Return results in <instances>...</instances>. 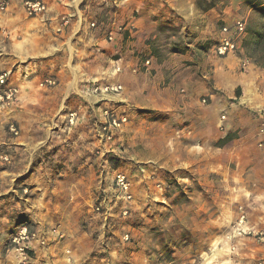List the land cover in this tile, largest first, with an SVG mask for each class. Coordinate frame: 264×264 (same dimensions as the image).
I'll return each mask as SVG.
<instances>
[{
	"label": "rangeland",
	"instance_id": "1",
	"mask_svg": "<svg viewBox=\"0 0 264 264\" xmlns=\"http://www.w3.org/2000/svg\"><path fill=\"white\" fill-rule=\"evenodd\" d=\"M182 5L188 6V14L169 18L162 29V35L174 37L173 40L166 41L164 36H159L162 39L153 43L152 53L141 62L153 57L162 62L170 57L172 62H178L181 69H185L187 75L199 78L194 89L190 84L171 87L175 97H186L191 103L189 108L183 109L175 98L172 105L164 103L167 98L164 95H158L159 103L154 108H126L122 114L126 122L115 131L113 140L106 146L99 140L101 124L98 119L71 126L60 122L40 127V133L47 129L46 136L50 138L35 150L28 174L18 178L26 182L17 187L16 192L11 187L15 175L8 171L28 161L14 164L17 158L11 161L10 157L5 161L3 157L22 146L27 132L16 122L19 136L14 137L8 130L7 121L3 122L0 129V264H65L68 257L71 264H134L139 256L143 262L154 259L153 252L161 255L156 259L162 263L174 261L180 258V248L196 241L189 232L188 223L181 219L184 212L199 209L191 198L198 187L202 188L204 183L219 186L217 195L207 193L209 195L202 199L210 202L206 207L209 211L219 206L221 210L217 209L215 218L231 216L222 208L226 203H236L233 199L237 195L232 193V187L240 172L245 169L251 172L254 168L252 153L259 158L254 161L262 166V173L257 179L252 176L248 186L251 192L256 190L259 182L264 187V68L255 65L251 45H244V41L250 43L264 28V0H182ZM202 15L205 16L203 20ZM238 20L245 22L246 31L235 54L257 70L253 77L257 79L260 91L254 88V93L247 95L259 106L248 108L239 104L232 106L229 113L219 111L226 98L210 89L213 79L209 67L197 70L196 62L198 58L212 54L208 51L213 50L222 38V27L231 28ZM123 33L130 35L126 30ZM140 66H135L139 67V72L143 70ZM97 70L99 67L94 64V76L98 75ZM100 80L98 77L96 81ZM250 86L256 85L250 82ZM240 96L244 99L241 90ZM110 111L116 114L114 109ZM10 116L2 115L0 119ZM228 121H232L231 132L225 126ZM29 135L39 138L35 132ZM169 135L176 141L174 144L195 152L197 159L202 153L199 145L205 150V156L219 158L213 163L203 162L198 168H165L161 165L162 160L150 158V152L164 150V139ZM195 137L199 140H194ZM225 156L229 158L226 160ZM218 171L221 174L216 175ZM116 173L126 176L131 199L123 198L116 186ZM18 180L15 183L20 182ZM251 195L254 200L245 206L239 203L231 207L236 218L226 230L242 245L236 253L239 256L229 257L223 247L227 245L223 243L214 242L208 246L211 240L207 236L214 233L205 230L207 244L204 250L207 252L200 256L201 264H264V196L259 201L255 199L256 195ZM115 202L120 216H107L106 204L114 205ZM96 207L100 208L99 212ZM124 209L127 210L125 215L122 214ZM242 216L245 223L239 224ZM194 217L189 223L195 227ZM24 228L28 240L21 239ZM221 230L223 236L219 242H223L227 233L225 228ZM166 235V250L152 246L156 236L157 245H161Z\"/></svg>",
	"mask_w": 264,
	"mask_h": 264
},
{
	"label": "crops",
	"instance_id": "2",
	"mask_svg": "<svg viewBox=\"0 0 264 264\" xmlns=\"http://www.w3.org/2000/svg\"><path fill=\"white\" fill-rule=\"evenodd\" d=\"M96 2L98 4L94 0H51L47 10L35 18L26 16L18 1H14L6 12H0V73L9 72L10 81L20 89L18 111L10 117L27 132L25 139L22 140V146L15 147V153L10 152L11 161L17 158L14 164L23 160L28 161L25 165L22 162L21 165L13 166L8 171L9 174L15 175L11 185L14 192L21 184H25L26 180L24 182V179L18 180V178L28 174L29 163L32 161L35 150L44 146L50 138L46 136L47 129L40 133V127L60 122L68 125L71 113L76 116L73 125L92 119H98L99 124L102 125L108 120L103 113L105 110L114 109L116 114L111 112L119 117L123 116L126 108L136 106L154 108L159 103L158 95L167 97L164 103L170 105L173 104L172 99L175 98L182 104L183 109L189 108L191 104L185 96L175 97V91L171 90V87L181 84L189 86L190 84L194 89L199 78L187 75L184 72L185 69H181L182 66L178 62H172L170 57L162 62L153 57L151 65L147 68L143 67L141 62L143 57L152 53L153 43L157 44L162 39L159 36H164L162 29L168 23V19L176 15L188 14V6H183L182 0H103L102 2L96 0ZM200 18L203 20L205 16L202 15ZM64 20L68 22L63 23ZM91 24H94V27H91ZM119 26L125 27L130 35L123 32L118 33ZM111 32L114 36L113 41L108 40ZM220 35L223 36L222 32ZM173 38L164 36L166 41L173 40ZM208 53L206 58L197 59L196 69L209 67V72L212 73L210 78L213 79L210 89L225 95L226 103L219 108V111L226 110L230 113L232 112L231 107L239 104H245L248 108L259 106L252 96L247 95L250 92L253 94L254 88L260 91L257 79L253 77L257 71L255 67L247 63L243 70L240 65L242 59L236 54L219 57L212 49ZM94 64L99 67L97 74L100 76H94ZM139 65L143 70L133 73L132 68ZM118 68L119 72H117ZM98 77L101 78L100 81H96ZM49 78L55 80L53 86L45 84V80ZM166 81H169L168 84H165ZM250 82L255 83L256 86H250ZM117 84L121 86L118 93L94 92L96 88ZM234 89L241 90L244 99L241 96H234ZM88 111H90L89 114ZM84 114L85 117L82 116ZM10 117L5 118L6 120L0 119V129L3 122H8ZM196 121L199 125V120ZM231 122L225 123L229 132L233 130ZM34 132L39 138L29 135ZM166 137L164 150H152L150 158L154 161L162 160L161 165L170 170H183L182 168L185 167L198 168L203 162L213 163L219 158L215 155L205 156V150L198 144L202 153L197 159L195 152H190L186 146L174 144L176 141L171 139L172 135ZM194 140L198 141L199 138L195 137ZM158 141L161 142V140ZM107 143L104 145L106 146ZM253 154L250 156L254 168H251V172H247L246 169L240 172L238 179H235V187H232V193L237 195L233 199L236 201L235 204L240 203L245 206L253 199L251 193L253 196L256 195V200H263L262 183L259 182L253 192L249 187L251 177L257 179L262 173V166H258L257 161H254L255 158L257 160L259 158ZM225 158L227 160L229 156ZM219 174L221 171L216 173V175ZM17 180L21 183H15ZM208 190L210 192H207ZM219 190V186L212 185L211 187L204 183L202 188L198 187L196 194L191 197L196 202L195 206L200 207L195 211L184 212L181 220L188 223L189 232L194 235L196 241L179 249V262L176 259L174 261L164 260L162 263L156 259V256L161 255L153 252L154 259L147 262L144 259L143 262L139 256L138 262L134 264H173L175 262L177 264H201L200 256L207 252L204 250L207 244V240L204 239L205 230L214 233L207 236L208 240H211L208 246H212L214 242L218 243L222 238L221 228L228 230L227 228L236 218L231 212V207L235 206L233 202L226 203L222 208L224 213L231 215L224 218H218V216L215 218L219 206L210 211L206 208L210 202H205L206 198H202L205 195L208 196L207 193L215 196ZM190 204L192 207V203ZM116 205L117 202L114 205L106 204L109 212H106L107 216L108 214L114 217L120 216ZM194 215L192 222L195 227L189 223ZM206 219L210 222L208 223ZM225 231L223 234L227 232ZM159 236L162 238L161 235ZM157 238L158 236L152 246L156 245V247L159 246L157 249L166 250L164 247L166 248L168 244L166 239L168 235L165 236L161 245L159 243L157 245Z\"/></svg>",
	"mask_w": 264,
	"mask_h": 264
},
{
	"label": "built area",
	"instance_id": "3",
	"mask_svg": "<svg viewBox=\"0 0 264 264\" xmlns=\"http://www.w3.org/2000/svg\"><path fill=\"white\" fill-rule=\"evenodd\" d=\"M14 1H18L26 16L30 18H35L41 14H43L47 8L49 1L51 0H0V12H6L11 4ZM67 20H64L63 23H67ZM91 27H94V24H91ZM118 33H122L125 31V27L119 26L117 28ZM246 31V24L243 20H238L234 23V25L229 27H222L221 32L223 34L222 38L219 40V43L213 47L214 53L219 57H226L229 54H235V52L239 48V41L244 36ZM231 35V36H230ZM108 40L113 41L114 36L113 33H109ZM143 67L147 68L151 65V58H147L142 63ZM247 66V60L241 61L242 69ZM139 67H133L132 72H139ZM244 70V69H243ZM120 69H117L119 72ZM45 84L48 86H53L55 84L54 79H46ZM121 90L120 85H105L104 87L98 89H94V92H103V93H118ZM19 100H20V89L18 86L13 84L10 81V73L9 72H1L0 73V116L2 115H13L18 111L19 108ZM105 116L108 118L101 126H100V139L104 143L110 142L114 138V134L116 130H119L121 126L126 122L125 116H116L110 110H105L103 112ZM76 116L74 113L70 114L68 123L71 125L74 124ZM8 130L11 135L14 137L19 136V128L16 124V121L12 118L7 122ZM10 155H5L3 159L8 161ZM114 182L118 187L119 191H121L123 198L131 199V196L128 191L129 182L126 176L122 173H116L114 176ZM96 211L99 212L100 208L96 207ZM127 210L124 209L122 214L125 215ZM244 221V216L241 217V220ZM240 220V221H241ZM23 237L21 239L28 240L29 235L26 232V228L22 232ZM127 238V235L126 237ZM17 240V239H14ZM22 250V249H21ZM23 252V250H22ZM69 254V252L67 251ZM65 264H71V258L68 257L65 260ZM249 264H258V263H249Z\"/></svg>",
	"mask_w": 264,
	"mask_h": 264
},
{
	"label": "trees",
	"instance_id": "4",
	"mask_svg": "<svg viewBox=\"0 0 264 264\" xmlns=\"http://www.w3.org/2000/svg\"><path fill=\"white\" fill-rule=\"evenodd\" d=\"M248 40L244 41V45L249 47L251 45L252 57L256 66L264 68V28L262 31L255 34L252 41L249 43ZM235 95L240 96L239 89L236 90ZM223 140H226L223 139Z\"/></svg>",
	"mask_w": 264,
	"mask_h": 264
},
{
	"label": "bare ground",
	"instance_id": "5",
	"mask_svg": "<svg viewBox=\"0 0 264 264\" xmlns=\"http://www.w3.org/2000/svg\"><path fill=\"white\" fill-rule=\"evenodd\" d=\"M233 223H234V222H233ZM233 223H232V224H233ZM244 223H245V222L243 221V219H242L241 221H239V224H244ZM230 229H231V231H232V225H231ZM230 229H229V231H230ZM222 241H223V242H218V243H216V244H222V243H223V244H226L227 247H224V246H223V247L225 248V252L228 253V256H229V257H231V255L239 256V255H237L236 253H237V251H239L238 248H240L242 245L238 244L239 241L236 240L235 236H231L230 233L227 232L226 235L224 236V238H223ZM234 242L236 243V246H232ZM239 246H240V247H239ZM217 247H218V246H217ZM66 253H67V252H66ZM210 256H213V254H211Z\"/></svg>",
	"mask_w": 264,
	"mask_h": 264
}]
</instances>
